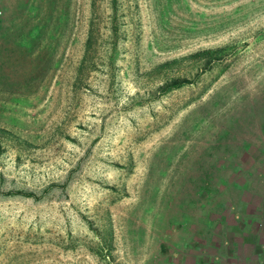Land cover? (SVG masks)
<instances>
[{"label":"rangeland","instance_id":"1","mask_svg":"<svg viewBox=\"0 0 264 264\" xmlns=\"http://www.w3.org/2000/svg\"><path fill=\"white\" fill-rule=\"evenodd\" d=\"M0 264H264V0H0Z\"/></svg>","mask_w":264,"mask_h":264},{"label":"trees","instance_id":"2","mask_svg":"<svg viewBox=\"0 0 264 264\" xmlns=\"http://www.w3.org/2000/svg\"><path fill=\"white\" fill-rule=\"evenodd\" d=\"M89 40H91V33L88 35V39H87V44L89 45L90 44V42L91 41H89ZM219 53V51H206V55H209V58H212V59H214V58H217L216 56H217V54Z\"/></svg>","mask_w":264,"mask_h":264}]
</instances>
